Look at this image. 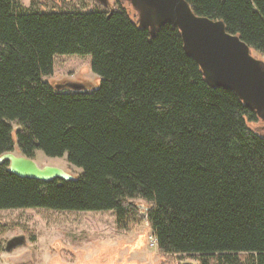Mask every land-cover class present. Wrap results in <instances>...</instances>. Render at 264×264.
Masks as SVG:
<instances>
[{
  "label": "trees",
  "instance_id": "16d2710c",
  "mask_svg": "<svg viewBox=\"0 0 264 264\" xmlns=\"http://www.w3.org/2000/svg\"><path fill=\"white\" fill-rule=\"evenodd\" d=\"M264 53V0H185ZM112 11L25 9L0 0V154L65 155L73 179L20 177L0 161V210H111L142 218L180 264H264V135L255 110L210 85L176 26ZM89 54L91 89L45 76L56 54ZM12 122L17 124L14 128ZM2 230H0V233Z\"/></svg>",
  "mask_w": 264,
  "mask_h": 264
},
{
  "label": "rangeland",
  "instance_id": "374dc122",
  "mask_svg": "<svg viewBox=\"0 0 264 264\" xmlns=\"http://www.w3.org/2000/svg\"><path fill=\"white\" fill-rule=\"evenodd\" d=\"M112 4L117 0H109ZM25 9H81L91 10L100 6L97 0H16ZM136 20L130 5H123ZM255 59L264 61V53L252 49ZM45 79L66 88L69 83L95 87L99 77L90 68L89 54H56L53 71ZM14 128L17 127L12 122ZM250 127L264 135V121L258 118L249 122ZM13 151L19 153L15 146ZM42 164L56 165L77 176L81 169L66 159L52 157L41 150L32 156ZM137 204L144 205L136 198ZM142 215L145 208L140 207ZM0 264H180L196 262L188 254H163L156 242L147 219L129 222L127 228L116 225L111 210H52L46 208H21L0 210ZM24 235L25 242L5 249L6 240ZM154 239V238H153Z\"/></svg>",
  "mask_w": 264,
  "mask_h": 264
},
{
  "label": "water",
  "instance_id": "95a60500",
  "mask_svg": "<svg viewBox=\"0 0 264 264\" xmlns=\"http://www.w3.org/2000/svg\"><path fill=\"white\" fill-rule=\"evenodd\" d=\"M107 4V0H99ZM138 13V24L152 31L166 23L176 26L182 37L183 46L199 63L204 78L212 86H220L236 92L244 104L255 110L258 118L264 121V61L255 59L252 49L237 34L226 31L221 20H213L195 14L185 0H179L177 10H166L167 0H128ZM110 13L112 8L109 7ZM147 13L151 17L145 18ZM159 22L153 23L155 19ZM60 88V87H57ZM67 89L85 90L77 83L67 84ZM8 161V169L20 177L49 180L52 178L73 179L74 175L63 168L38 164L33 157L5 151L0 161ZM138 207H147L138 204ZM146 218V214L142 215ZM25 242L24 235H16L6 240L5 249Z\"/></svg>",
  "mask_w": 264,
  "mask_h": 264
},
{
  "label": "flooded vegetation",
  "instance_id": "af4514ba",
  "mask_svg": "<svg viewBox=\"0 0 264 264\" xmlns=\"http://www.w3.org/2000/svg\"><path fill=\"white\" fill-rule=\"evenodd\" d=\"M97 1L100 2L99 0H97ZM118 2H120L122 5H125V4L126 5H130L133 8V5L128 0H118ZM106 3L107 4H104V6L108 7V8L109 7L111 8L112 3L109 0H107ZM179 5H180V1L179 0H167V2L165 4V9L168 10V11L177 10L179 8ZM133 10H134V8H133ZM134 12L136 13V19H138V17H139L138 13L135 10H134ZM151 15H152L151 13H147L145 18L149 19L151 17ZM159 21H160V19H158V18L153 20L152 21L153 26H154V23H157Z\"/></svg>",
  "mask_w": 264,
  "mask_h": 264
},
{
  "label": "built area",
  "instance_id": "2783aa9c",
  "mask_svg": "<svg viewBox=\"0 0 264 264\" xmlns=\"http://www.w3.org/2000/svg\"><path fill=\"white\" fill-rule=\"evenodd\" d=\"M154 238V239H153ZM151 240H153V241H155L156 242V240H155V237L152 235V237H151Z\"/></svg>",
  "mask_w": 264,
  "mask_h": 264
}]
</instances>
